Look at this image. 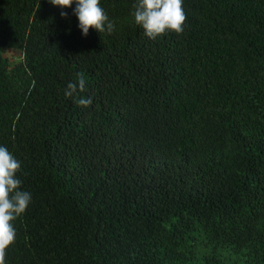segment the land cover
Here are the masks:
<instances>
[{
  "label": "trees",
  "instance_id": "trees-1",
  "mask_svg": "<svg viewBox=\"0 0 264 264\" xmlns=\"http://www.w3.org/2000/svg\"><path fill=\"white\" fill-rule=\"evenodd\" d=\"M135 2L84 36L75 3L0 0V146L32 196L6 264H264V0H183L155 40Z\"/></svg>",
  "mask_w": 264,
  "mask_h": 264
},
{
  "label": "clouds",
  "instance_id": "clouds-1",
  "mask_svg": "<svg viewBox=\"0 0 264 264\" xmlns=\"http://www.w3.org/2000/svg\"><path fill=\"white\" fill-rule=\"evenodd\" d=\"M61 9V17L66 18L64 9L72 8L75 3L74 15L78 18V27L84 36L89 29L100 33L106 30L111 33L114 28L100 0H48ZM183 0H136L132 13L136 25L144 30L149 39L155 40L168 32L182 34L186 22ZM86 91V81L78 75L76 82H69L65 89V97L73 98ZM78 106L89 107L92 99H79ZM21 162L7 147L0 146V264H6V250L15 243L17 230L14 221L21 217L32 201L31 193L22 190L19 178Z\"/></svg>",
  "mask_w": 264,
  "mask_h": 264
},
{
  "label": "rangeland",
  "instance_id": "rangeland-1",
  "mask_svg": "<svg viewBox=\"0 0 264 264\" xmlns=\"http://www.w3.org/2000/svg\"><path fill=\"white\" fill-rule=\"evenodd\" d=\"M10 56L13 57V58H18V53H10Z\"/></svg>",
  "mask_w": 264,
  "mask_h": 264
}]
</instances>
